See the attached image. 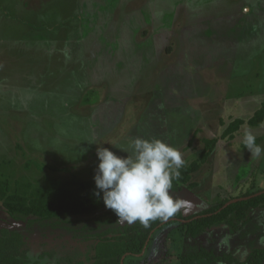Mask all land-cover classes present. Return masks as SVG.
<instances>
[{
	"label": "rangeland",
	"instance_id": "374dc122",
	"mask_svg": "<svg viewBox=\"0 0 264 264\" xmlns=\"http://www.w3.org/2000/svg\"><path fill=\"white\" fill-rule=\"evenodd\" d=\"M263 103L264 0H0V181L10 195L18 181L79 188L94 181L96 144L126 156L121 149L141 137L170 142L185 165L201 163L194 186L170 190L188 202L183 215L227 204L264 189V154L253 159L241 143L250 128L264 146V121L223 135ZM5 201L0 231L21 232L31 264H90L128 224H108L106 207L43 218L11 214ZM246 219L195 237L182 218L168 219L122 263L186 264L182 253L204 247L243 264L264 246V207Z\"/></svg>",
	"mask_w": 264,
	"mask_h": 264
},
{
	"label": "trees",
	"instance_id": "16d2710c",
	"mask_svg": "<svg viewBox=\"0 0 264 264\" xmlns=\"http://www.w3.org/2000/svg\"><path fill=\"white\" fill-rule=\"evenodd\" d=\"M263 121L264 103L248 120L241 118L233 120L223 135H228L232 138L233 132L237 131L244 123L256 127L260 126ZM217 140V138L207 139L205 151H211ZM259 142L260 137L256 138V143L259 144ZM200 165L201 163L198 160L193 161L190 165H185L180 170L179 179L173 181L172 190L180 191L182 189L181 183L194 186L193 182L190 183L191 174L196 172ZM18 182L15 195H10L8 193L11 191V186L0 181V198L6 197L4 205L11 214L22 212L26 215L43 218H60L74 214L91 213L105 207L102 198H98L93 194L95 190L94 181L84 182L81 187L76 189L56 185L46 189L33 187L31 182ZM239 198L243 199L232 202L227 206H224L225 203H219L187 215H183L181 211H178L171 218H182L185 221L184 225L187 235L192 237L201 234L206 228L220 222H228L235 226L236 221L240 220L245 224L248 221L246 217L251 209L264 207V189L256 192H246ZM108 215L105 220L108 224H114L118 221L112 211H109ZM163 222L161 220L150 222L147 228L139 221L126 224L122 231L111 237H106L96 246L97 259L90 264H123V255L126 254L129 257L140 255L146 246L149 236ZM24 245L25 240L21 232L7 229L1 230L0 264H31L28 259L23 258L21 249ZM199 259L228 264L240 263L230 253L217 255L204 247L196 251L184 252L181 255L182 262L186 264ZM243 264H264V246L251 250Z\"/></svg>",
	"mask_w": 264,
	"mask_h": 264
},
{
	"label": "clouds",
	"instance_id": "9594fccd",
	"mask_svg": "<svg viewBox=\"0 0 264 264\" xmlns=\"http://www.w3.org/2000/svg\"><path fill=\"white\" fill-rule=\"evenodd\" d=\"M256 138L250 128L243 129L241 143L253 159L264 154V146L257 144ZM96 145L93 194L102 198L121 223L139 221L147 228L150 222L167 221L188 203L170 191L186 164L184 153L170 142L137 137L130 150L121 149L126 156Z\"/></svg>",
	"mask_w": 264,
	"mask_h": 264
},
{
	"label": "water",
	"instance_id": "95a60500",
	"mask_svg": "<svg viewBox=\"0 0 264 264\" xmlns=\"http://www.w3.org/2000/svg\"><path fill=\"white\" fill-rule=\"evenodd\" d=\"M240 199H243V198H238V199H236V200H233V201H231V202L225 204L224 206H227L228 204H230V203H232V202H235V201H237V200H240ZM149 237H150V236H149ZM148 241H149V238H148L147 242H148ZM147 242H146V243H147Z\"/></svg>",
	"mask_w": 264,
	"mask_h": 264
},
{
	"label": "crops",
	"instance_id": "0c3cea01",
	"mask_svg": "<svg viewBox=\"0 0 264 264\" xmlns=\"http://www.w3.org/2000/svg\"><path fill=\"white\" fill-rule=\"evenodd\" d=\"M4 108H7V107H5V105L3 106Z\"/></svg>",
	"mask_w": 264,
	"mask_h": 264
}]
</instances>
